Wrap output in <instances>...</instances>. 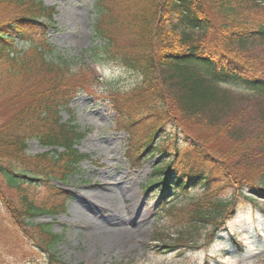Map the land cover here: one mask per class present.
I'll use <instances>...</instances> for the list:
<instances>
[{"label":"trees","instance_id":"16d2710c","mask_svg":"<svg viewBox=\"0 0 264 264\" xmlns=\"http://www.w3.org/2000/svg\"><path fill=\"white\" fill-rule=\"evenodd\" d=\"M55 14L42 0H0V101L9 98L17 107L0 118V202L8 222L37 250L51 253L62 239L34 220L65 210L68 193L49 181H66L89 157L78 150L84 132L62 113L72 111L75 98L89 89L84 76L106 59L139 77L133 89L112 92L110 100L116 123L130 135V161L139 165L159 155L144 188L163 200L172 197L169 211L176 199L199 190L185 230L196 234L202 222L216 218L207 244L214 242L227 216L237 212V193L252 203L245 189L264 196V0H97L92 33L98 44L92 63L77 70L48 41ZM237 82L256 97L237 101L242 109L236 113L232 94L221 87ZM241 118L242 126L234 127ZM169 129L184 139L186 152L168 153ZM214 135L229 140L220 144ZM33 140L50 151L29 154ZM42 182L47 189L38 200L31 190ZM225 183L237 187L220 199Z\"/></svg>","mask_w":264,"mask_h":264},{"label":"rangeland","instance_id":"374dc122","mask_svg":"<svg viewBox=\"0 0 264 264\" xmlns=\"http://www.w3.org/2000/svg\"><path fill=\"white\" fill-rule=\"evenodd\" d=\"M42 1L47 7L56 9V23L47 36L56 52L75 70L92 63L91 50L98 44L92 33L97 0ZM174 21L175 17L171 22ZM260 54L264 56V48ZM101 61L103 63L93 66V73L84 76L89 89L75 98L71 112L62 113L63 121H70L84 132L78 150L89 157L80 164V171L66 181H49V186L68 193L65 210L59 209L58 215H40L34 220V225L50 226L51 231L62 239L51 253L37 250L20 239L0 202V264H264V196L245 189L253 198L252 203L237 193V212L227 216L215 242L207 244L209 233L220 220L202 222L203 227L196 234L185 230L190 223L186 213L195 207L190 201L199 190L176 199L173 210L169 211L170 204L166 203L172 197L163 200L157 191L144 188L149 186L153 164L159 160V155L144 158L139 165L130 161L126 155L130 135L116 123L117 106L110 100L112 92L124 93L133 89L139 77L106 59ZM221 89L232 94L236 101L233 102L234 109L241 105L236 104L237 101L256 97L240 82L224 84ZM13 108L17 107L9 98L1 100L0 118L7 119ZM241 109L237 108L236 113ZM256 116L257 112H250V121L255 122ZM244 121V118L239 119L234 127L242 126ZM145 126L137 128V137H142ZM253 126H249L248 131ZM216 131L218 128L214 127L213 133ZM164 136L163 145L169 147L170 155L176 148L186 152L181 135L177 136L169 129ZM204 137L209 134L204 133ZM214 137L216 139V135ZM227 140L226 136L218 137L216 142L223 144ZM48 151L49 148L36 140L29 142L28 153L31 155ZM199 163V167L212 170L201 161ZM42 184V188L30 189L31 193L41 196L47 189L44 182ZM225 186L219 192L220 199L230 197L232 186L237 187L228 183ZM2 189L7 191L5 187ZM9 194L15 199V192ZM41 198L37 197L38 200ZM125 229L128 230L126 235L117 233ZM179 244L182 246L168 247Z\"/></svg>","mask_w":264,"mask_h":264},{"label":"bare ground","instance_id":"6f19581e","mask_svg":"<svg viewBox=\"0 0 264 264\" xmlns=\"http://www.w3.org/2000/svg\"><path fill=\"white\" fill-rule=\"evenodd\" d=\"M140 224V223H139ZM132 226H134V225H132ZM138 226V225H137ZM126 232H128V230L127 229H125V230H120V231H118L117 233H119L121 236H123V235H126Z\"/></svg>","mask_w":264,"mask_h":264}]
</instances>
